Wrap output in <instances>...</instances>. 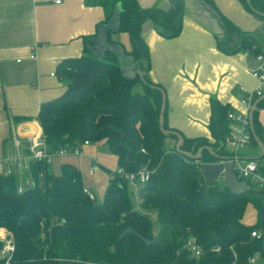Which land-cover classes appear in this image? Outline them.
Here are the masks:
<instances>
[{"label":"trees","instance_id":"trees-1","mask_svg":"<svg viewBox=\"0 0 264 264\" xmlns=\"http://www.w3.org/2000/svg\"><path fill=\"white\" fill-rule=\"evenodd\" d=\"M197 1L219 23L220 32L215 35L219 51L227 55L264 54L259 35L229 20L214 0ZM88 2L104 8L106 22L120 7L117 33L129 36L131 48L125 54L136 75L125 77L113 53L102 59L92 56L90 37L84 55L57 65L67 85L58 97L41 104L38 120L42 137L52 151L84 141H103L126 171L145 166L151 175L140 186V204L156 213L159 233H153L149 215L134 210L129 184L122 177L110 178L98 204L84 192L82 173L75 165L62 163L56 175L47 171L45 163L36 161L30 173L36 186L22 193L18 191V176L0 175V230L8 231L14 244L10 257L0 256V264H228L231 252L235 255L233 264H248L249 257L263 256L264 241L252 238L251 232L264 227V190L248 182L246 191L233 193L219 180L201 179L203 165L221 163L232 156L226 145L232 131L231 108L211 99L210 136L186 137L168 125L166 89L148 75L150 51L142 36L143 24L149 21L165 38L178 36L186 1L169 0V9L142 8L138 0ZM239 2L264 19V0ZM164 96L165 129L182 134L183 151L196 154L204 147L200 158L179 153L173 135L169 138L174 144L168 145V137L159 126ZM263 106L264 100L258 108ZM254 130L264 143L258 110ZM96 132L100 133L91 135ZM252 144L257 147L253 137ZM249 206L256 212L253 224L244 222ZM127 229L133 233L120 239ZM189 238L203 246L202 257L193 258L182 250ZM144 239L154 242L148 244ZM217 246L219 253L213 251ZM3 247L0 240V251Z\"/></svg>","mask_w":264,"mask_h":264},{"label":"crops","instance_id":"crops-1","mask_svg":"<svg viewBox=\"0 0 264 264\" xmlns=\"http://www.w3.org/2000/svg\"><path fill=\"white\" fill-rule=\"evenodd\" d=\"M185 1V16L178 36L165 38L149 21L143 24L142 36L150 51L148 75L166 89L168 125L189 138L209 137L211 99L245 113L241 96L244 91L255 89L258 82L250 72L254 64L252 54L227 55L219 51L215 37L218 24L212 17H206L197 0ZM214 1L229 20L242 30L259 35L264 43V19L248 12L239 0ZM138 2L142 8L170 7L169 0ZM107 23L104 8L89 4L88 0H0V160L15 153L10 140L14 134L25 145L30 137L42 136L38 120L41 104L58 97L67 85L57 72L58 63L84 55L87 39L94 40L99 27ZM107 38L114 46L131 48L126 33L110 32ZM94 45L93 41L91 47ZM90 52L97 58L95 51ZM53 73L56 75L52 76ZM257 110L264 127V106ZM227 148L231 149L228 145ZM94 151L91 142L85 148L86 160L92 158ZM258 153V146L253 144L241 151L246 158ZM78 159L54 158L47 171L55 164L61 169L62 163L80 169ZM96 163L102 167L99 162H94L92 167ZM253 213L256 222L255 210ZM257 256V263L264 264V255Z\"/></svg>","mask_w":264,"mask_h":264},{"label":"built area","instance_id":"built-area-1","mask_svg":"<svg viewBox=\"0 0 264 264\" xmlns=\"http://www.w3.org/2000/svg\"><path fill=\"white\" fill-rule=\"evenodd\" d=\"M250 72L257 80L258 85L252 91H244V94L241 96L240 101L246 108L245 113H239L233 110L229 112L232 131L226 138V145L231 147L229 150L232 153L231 161L234 163L233 169L239 180L242 179L241 181L250 182L259 190H264V164H261L260 160L242 159L241 157L243 156L240 153L243 149L252 144V134L249 122L250 109L258 99L264 97V54L254 56V64L252 65ZM54 75L56 74L53 73L52 76ZM10 140L15 148V153L0 160V175L18 176L20 180L18 188L19 193H22L29 186H36V182L30 178L31 165L33 162L40 161L48 166L51 161L57 157H82L85 155V148L91 144L89 141H84L76 145L65 146L59 150L52 151L47 146L42 136L30 137L28 139V145H25L16 134H14ZM262 159L264 161V157ZM100 168V164L96 163L92 167V170L93 172H96L99 171ZM113 173V177L118 175L127 181L129 185L131 184L133 186L145 185L149 181L151 175V171H149L145 166L132 172L119 168ZM40 177L44 179L45 173L42 172ZM84 192L89 195L91 200L96 199L94 193L90 189L85 187ZM251 237L264 241V227L254 229L251 232ZM0 240L4 242L2 235H0ZM182 250L189 252L190 256L193 258H200L205 253L203 246L198 244L194 238L184 240ZM13 251L14 244L11 236V241L4 245L0 253L5 254L3 256L10 257ZM213 251L219 253L221 248L217 246L213 248ZM257 259L258 256L255 254L249 257L248 263L258 264Z\"/></svg>","mask_w":264,"mask_h":264},{"label":"water","instance_id":"water-1","mask_svg":"<svg viewBox=\"0 0 264 264\" xmlns=\"http://www.w3.org/2000/svg\"><path fill=\"white\" fill-rule=\"evenodd\" d=\"M119 14H120V7H118V9L114 13V16L111 18V20L107 24H103L99 27L98 36L93 40L95 43L94 48L91 47L90 49L95 51V53H97L98 59H102L105 56L106 52L115 54L118 57V61H119V64H120V67H121V70L124 76L127 78H133L136 75V71L133 70V66L131 64L127 65L129 58L125 54V50L121 46H114L107 42L108 41L107 34H109L110 32L117 33V31L119 30ZM204 14L206 15V17L208 16L212 17L214 21L218 24L219 29H217L216 34L219 33L220 27H219L218 21L211 14H209L205 9H204ZM251 61H254L253 54L251 55ZM262 100H264V97L258 99L252 105L250 112H249L250 130H251L252 137L259 148V153L257 156L253 158L241 157L242 159L259 160L264 157V143L259 139V137L257 136L254 130V113L258 108L259 102ZM165 108H166V97L164 96L163 103H162L161 110H160V115H159L160 131L168 137L169 141L172 140L171 138H169L170 136L173 135L176 137L175 147L179 153L187 157L194 158V159L200 158L204 147L200 148L196 154H193L192 152L183 151L181 149V146L184 144V137L182 136V134L179 133L178 131L165 129L164 127ZM100 132L91 133V135L94 136V135L99 134ZM231 159L232 158L230 157L221 163L203 165L202 167L203 174H202L201 179L202 180L206 179L208 181L222 179L224 186L228 188L231 192L242 193L246 191L249 187L248 182L239 180L236 173L234 172V169H233L234 163L233 161H231ZM128 233H133V231L130 229H127L121 234L120 239H123ZM144 241L148 244L154 242L148 239H144ZM231 254H232V259L228 264H233L235 261L234 253L231 252Z\"/></svg>","mask_w":264,"mask_h":264},{"label":"rangeland","instance_id":"rangeland-1","mask_svg":"<svg viewBox=\"0 0 264 264\" xmlns=\"http://www.w3.org/2000/svg\"><path fill=\"white\" fill-rule=\"evenodd\" d=\"M169 142L170 144L168 143V145L174 144V141L172 140ZM92 146L95 147L96 151H94L91 155L95 156L96 159H92L93 156H91L92 158H88V160H86V157L82 156V157H78L79 158L78 160H79V167L81 169L80 171L82 173L84 186L91 189V191L96 196V202L100 204L104 199L106 189L109 185V177L113 179L114 178L113 172L121 167L119 166L117 156L109 150L108 146L103 141L92 142ZM259 160L261 164H264L262 158ZM94 162L101 163L102 167L99 171L96 172L92 171V165L94 164ZM108 169L112 171H109L108 173ZM49 171L52 174L58 175L60 173V165L57 164L52 165ZM219 183L223 184V182L220 179H219ZM139 189L140 186L138 185L137 186H133L131 184L129 185V192H130L133 208L138 212H142L150 216V218L153 221L152 231L155 235H157L159 233L161 225L157 221L156 213L154 211H150L142 208L140 204L141 199H140ZM253 212L254 209L250 206L247 208L245 212L244 220L246 222H249L250 224L255 223L254 221L255 215ZM1 231H0V235H2V239L4 241L3 243L4 245H6L11 241V235L9 234L8 231L4 229H2ZM3 255L5 254L0 253V256Z\"/></svg>","mask_w":264,"mask_h":264}]
</instances>
